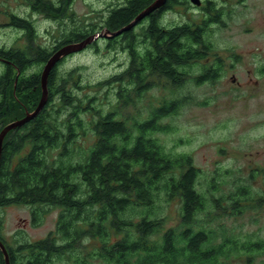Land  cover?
<instances>
[{
	"label": "trees",
	"instance_id": "trees-1",
	"mask_svg": "<svg viewBox=\"0 0 264 264\" xmlns=\"http://www.w3.org/2000/svg\"><path fill=\"white\" fill-rule=\"evenodd\" d=\"M27 1L34 12L69 18L73 24L49 49L35 42L32 19L12 15L11 23L25 31L27 43L0 48L7 67L0 76V93H8L0 99V129L23 118L26 110L36 109L43 94L42 66L56 50L85 40L101 28L122 29L155 0L111 5L104 25L83 21L76 25L70 10L73 0ZM186 2L167 0L129 30L102 37L107 49L121 48L129 55L123 71L94 86H110L103 99L113 94L116 102L111 101L108 110L96 105L98 93L81 97L74 92V88L88 87L82 86L78 67L60 73L65 57L50 73L43 109L11 130L2 149L0 208L27 205L34 225L48 211L59 210L54 231L35 241L18 239L15 247L2 234L0 220V239L11 264H52L66 258H78V264L93 258L104 264H219L220 257L230 259L241 251L250 261L264 250L263 239L242 241L221 221L263 207L264 188L254 185L260 175L264 182V168L253 169L246 178L227 170L232 180L211 177L204 186L193 156L167 151L157 136L172 129L163 120L191 101V96L181 93L186 84L215 81L222 67L218 60L202 64L199 75L192 72L194 65L215 51L206 31L224 13L216 0H205L199 20L162 24L165 11ZM99 39L91 43L98 51ZM33 66L38 69L31 71ZM16 77L18 94L12 90ZM159 84L170 87L173 95L139 107ZM8 98L11 104L6 103ZM130 106L136 109L129 111ZM87 125L94 141L83 147L77 138L81 131L87 133ZM173 201L180 204L179 219L168 226L171 219L164 207ZM0 264H6L1 248Z\"/></svg>",
	"mask_w": 264,
	"mask_h": 264
},
{
	"label": "rangeland",
	"instance_id": "rangeland-1",
	"mask_svg": "<svg viewBox=\"0 0 264 264\" xmlns=\"http://www.w3.org/2000/svg\"><path fill=\"white\" fill-rule=\"evenodd\" d=\"M125 1L73 0L70 10L75 15L76 25L82 24V21L104 25L109 9ZM203 3L205 5V0H202ZM216 3L224 6V13L220 21L211 22L206 31V40L212 42L215 51L202 59L200 64L194 65L192 72L199 75L202 64H214L219 60L221 74L215 81L198 84L190 80L181 93L191 96V101L186 102L177 114L163 120L172 125L171 131L157 134L167 151L193 156L195 164L201 169L200 182L204 186L211 177L218 181L224 178L232 180L234 177L228 175L227 170L232 175L246 178L253 169L264 168V0H216ZM201 4L195 5L191 0L179 4L165 11L161 22L173 26L193 18L199 20L202 14L204 16ZM13 14L32 19L37 35L35 42L49 49L73 24L69 18L64 21L34 12L27 0H0V48H10L19 41L22 46L27 43L25 31L11 23ZM99 45V51L89 44L69 54L59 70L65 74L78 67L81 84L88 88H74V92L81 97L87 92L98 93L100 99L96 105L108 110L110 102H116L113 94L109 99H103L110 86H94L123 71L129 62V55L121 48L107 49L102 37ZM3 62L0 60V76L7 70ZM37 69L38 66H33L31 71ZM114 86L112 88L115 89ZM165 95H173V90L159 84L148 91V98L140 102L139 107L157 103V98ZM135 109L130 106L128 110ZM89 126L87 133L81 131L77 138L83 147L94 141V133ZM228 187L223 189L228 190ZM254 187L259 190L264 188L261 175ZM179 208L178 201L165 205V214L171 219L168 226L179 219ZM58 214V209L50 210L43 215L39 225H34L29 206L6 205L0 208L2 234L14 247L21 238L39 240L55 230ZM221 221L230 233L242 241L264 240V205L260 209L248 210L244 215L225 217ZM52 264H78V258L57 259ZM85 264L104 263L93 258ZM219 264H264V250L256 253L250 261L241 251L234 253L230 259L220 257Z\"/></svg>",
	"mask_w": 264,
	"mask_h": 264
},
{
	"label": "water",
	"instance_id": "water-1",
	"mask_svg": "<svg viewBox=\"0 0 264 264\" xmlns=\"http://www.w3.org/2000/svg\"><path fill=\"white\" fill-rule=\"evenodd\" d=\"M167 0H155L149 7H147L145 10H143L141 13L138 14V16L130 22L128 25L124 26L122 29L117 31H111L110 29H105L104 31L95 33L94 35H91L90 37L86 38L85 40H82L80 42L76 43H70L66 44L62 47H60L58 50H56L52 56L48 59L46 62L44 69L42 71V88H43V94L41 97V100L36 107L34 111H27L26 115L23 118L17 119L13 122H10L8 125H6L3 130L0 132V164H1V157H2V149H3V142L5 139V136L7 133L15 128H18L22 125H24L26 122L34 118L38 113L43 109L44 105L47 103L48 100V78L50 76L51 71L53 68L61 61L63 58L68 56L69 54L73 53L74 51H79L94 42L95 40H98L101 37H110V36H116L121 34L123 31L129 30L130 28L134 27L140 20L145 18L147 15L155 11L156 9H159L160 7L164 6ZM191 2L195 5H200L202 3V0H191ZM0 248L3 251L4 257L6 259V264L10 263V257L8 249L5 245V243L0 239Z\"/></svg>",
	"mask_w": 264,
	"mask_h": 264
},
{
	"label": "flooded vegetation",
	"instance_id": "flooded-vegetation-1",
	"mask_svg": "<svg viewBox=\"0 0 264 264\" xmlns=\"http://www.w3.org/2000/svg\"><path fill=\"white\" fill-rule=\"evenodd\" d=\"M204 6V3L203 4H201V7H203ZM14 46V45H13ZM15 46H22V44L20 43V41L18 42V43H16L15 44ZM11 48V47H10ZM0 60H2V61H4L3 62V64L5 65V63H6V60L2 57V56H0ZM221 70H222V67L221 68H219L218 69V71H217V74L218 75H220L221 74ZM17 82H18V78L16 77L15 78V80H14V84H13V87H12V90H13V93L14 94H18V93H20V91L18 90V88H17ZM11 88V87H10ZM0 92H2V90H1V87H0ZM8 95V93L6 94V95H3V94H1L0 93V99H1V97L2 96H7ZM11 98H8L7 99V101H6V103L7 104H11ZM6 125H4L1 129H0V132L3 130V128L5 127ZM13 130V129H12ZM11 132V130L7 133V135L5 136V139L9 136V133ZM5 139H4V141H5ZM0 220L3 222V220L0 218ZM20 253V252H19ZM18 252H17V254H19ZM12 260V257H10V261ZM11 263V262H10Z\"/></svg>",
	"mask_w": 264,
	"mask_h": 264
}]
</instances>
